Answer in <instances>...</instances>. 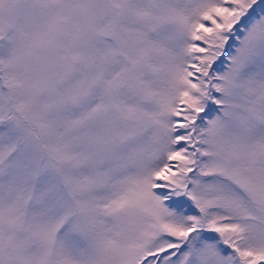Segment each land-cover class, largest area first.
Listing matches in <instances>:
<instances>
[{
  "label": "snow or ice",
  "instance_id": "snow-or-ice-1",
  "mask_svg": "<svg viewBox=\"0 0 264 264\" xmlns=\"http://www.w3.org/2000/svg\"><path fill=\"white\" fill-rule=\"evenodd\" d=\"M0 264H264V0H0Z\"/></svg>",
  "mask_w": 264,
  "mask_h": 264
}]
</instances>
